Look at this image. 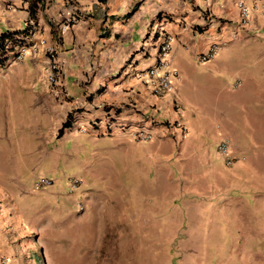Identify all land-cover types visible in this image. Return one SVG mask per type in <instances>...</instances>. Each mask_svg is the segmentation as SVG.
<instances>
[{
	"label": "rangeland",
	"instance_id": "obj_1",
	"mask_svg": "<svg viewBox=\"0 0 264 264\" xmlns=\"http://www.w3.org/2000/svg\"><path fill=\"white\" fill-rule=\"evenodd\" d=\"M247 8L251 15L252 5ZM258 9L262 17L264 7ZM224 48L207 62L185 58L175 67L170 61L179 94L192 108L179 109L187 118L186 139L170 159L155 163L149 157L154 140L134 135L72 129L57 140L44 105L34 120L25 104L17 125L3 123L20 141L31 132L38 141L31 151L26 144L16 149L14 173L25 192L40 198L43 189L34 185L44 178L58 181L68 197L62 205L68 241L61 246L74 264H264V37L256 31L228 42L222 83L225 70L212 63ZM219 90L228 121L213 112ZM200 123L208 135L198 140ZM5 142L2 136L0 153ZM223 144L225 156L218 152ZM86 212L82 228L75 217Z\"/></svg>",
	"mask_w": 264,
	"mask_h": 264
},
{
	"label": "crops",
	"instance_id": "obj_2",
	"mask_svg": "<svg viewBox=\"0 0 264 264\" xmlns=\"http://www.w3.org/2000/svg\"><path fill=\"white\" fill-rule=\"evenodd\" d=\"M240 2L252 5L254 12L238 36L251 38L258 31L264 37V15L258 14L264 0H0V37L27 34L26 45L35 48H29L19 63L8 55V62L0 66V139L4 136L7 147L0 153V264H74L61 246L68 241L64 234L68 218L63 217L62 207L69 203L68 197L60 192L58 181L43 188L36 200L25 192L14 173L16 149L26 144L31 151L38 141L34 132L27 142L20 141L18 132L3 123L17 125L25 104L34 120L36 108L44 105L56 138L69 119L70 128L63 135L72 129L81 133L83 128L90 136L127 139L144 131L156 144L149 149L155 163L172 158L175 148L181 154L184 141L176 143L172 138L177 137L172 124H186L180 110L192 108L179 94L176 82L180 77L164 97L154 96L148 83L147 71L156 64L160 29L173 37L171 66H181L177 61L185 58L196 61L212 47H225L212 63L225 70L219 72L224 83L228 42L234 39ZM69 15H75L77 22L63 29ZM48 50H54L60 68L54 86L45 81ZM221 95L222 90L216 92L219 104L213 112L228 121V110L222 107L226 99H220ZM194 131L200 140L202 134L208 135L202 123ZM5 159H11V164ZM75 218L76 225H87V212Z\"/></svg>",
	"mask_w": 264,
	"mask_h": 264
},
{
	"label": "built area",
	"instance_id": "obj_3",
	"mask_svg": "<svg viewBox=\"0 0 264 264\" xmlns=\"http://www.w3.org/2000/svg\"><path fill=\"white\" fill-rule=\"evenodd\" d=\"M255 3L258 0H253ZM263 10V9H261ZM238 22L236 24V30L233 31L232 37L235 39L239 32L240 28H243L250 19V12L248 8L240 2L238 4ZM211 20V19H210ZM77 22V18L75 15H69L65 18L63 22V29L70 27L71 25ZM159 43L156 46V64L153 68L147 71L148 83L151 86L152 93L156 97H164L172 90L171 77H178L176 73L169 72L170 67V53H171V43L173 41L172 35L164 28L160 29L159 32ZM27 34L22 35H12L6 38L2 45H0V66L2 63L8 62V55H13L12 62H21L24 58V54L32 48L35 50L34 46L30 47L26 45V41L28 40ZM217 52V47H212L206 53H203L198 56V60L200 62H207L214 58ZM47 67L45 70V81L51 86H54L58 82V71L59 64L56 61L54 50H48L47 53ZM173 132L176 136L172 138L176 141V143H181L186 139L187 130L183 126V124L179 121H176L172 124ZM81 133L85 132V129H79ZM137 140H150L151 135L147 132L141 131L136 133ZM218 152L220 155L225 156L227 153L226 145H220ZM51 181L40 178L34 185L35 191H41L43 188L51 185Z\"/></svg>",
	"mask_w": 264,
	"mask_h": 264
},
{
	"label": "trees",
	"instance_id": "obj_4",
	"mask_svg": "<svg viewBox=\"0 0 264 264\" xmlns=\"http://www.w3.org/2000/svg\"><path fill=\"white\" fill-rule=\"evenodd\" d=\"M31 15H33V13L31 12ZM6 35H2L1 37H0V45H2V43H3V41L6 39V38H8L9 36H7V37H5ZM68 128H70V120L68 119L65 123H63L62 124V126H61V128L58 130V132H57V138H60L62 135H63V133H64V131L66 130V129H68Z\"/></svg>",
	"mask_w": 264,
	"mask_h": 264
}]
</instances>
